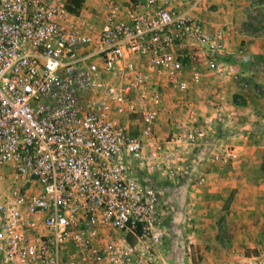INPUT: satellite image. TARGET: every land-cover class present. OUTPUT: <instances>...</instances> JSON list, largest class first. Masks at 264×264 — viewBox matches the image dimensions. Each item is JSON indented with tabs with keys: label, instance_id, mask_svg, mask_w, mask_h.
Returning <instances> with one entry per match:
<instances>
[{
	"label": "built area",
	"instance_id": "1",
	"mask_svg": "<svg viewBox=\"0 0 264 264\" xmlns=\"http://www.w3.org/2000/svg\"><path fill=\"white\" fill-rule=\"evenodd\" d=\"M174 1L0 0V264H165L174 208L156 183L222 119L160 137V82L185 93L189 63L196 87L200 54L238 77L216 58L225 32L199 18L208 0ZM208 147L211 163L239 155Z\"/></svg>",
	"mask_w": 264,
	"mask_h": 264
},
{
	"label": "crops",
	"instance_id": "2",
	"mask_svg": "<svg viewBox=\"0 0 264 264\" xmlns=\"http://www.w3.org/2000/svg\"><path fill=\"white\" fill-rule=\"evenodd\" d=\"M191 1L175 0L174 5L183 10ZM207 5L199 18L207 29H222L226 36L216 58L238 77L215 76L200 54L194 63L200 73L196 87L189 63L181 73L189 83L185 93L160 82L163 103L155 128L160 137L222 119L184 173L173 182L156 183L174 208L165 264H247L254 259L264 264V0H208ZM209 138L234 145L238 157L225 165L211 163L209 151L203 150ZM202 175L205 183L199 185Z\"/></svg>",
	"mask_w": 264,
	"mask_h": 264
},
{
	"label": "rangeland",
	"instance_id": "3",
	"mask_svg": "<svg viewBox=\"0 0 264 264\" xmlns=\"http://www.w3.org/2000/svg\"><path fill=\"white\" fill-rule=\"evenodd\" d=\"M103 1H105V0H83V2H82L80 7L90 8V9H95V10H98V11H102V9H103ZM180 213L177 214L179 217L182 216V215L180 216ZM168 241H170V240H167L164 243L165 254H168V251L171 249V247H170L171 246V244H170L171 242L169 243ZM169 244H170V246H169ZM255 256H257V255H255ZM247 264H259V261L257 259H254V260H250V262L247 261Z\"/></svg>",
	"mask_w": 264,
	"mask_h": 264
},
{
	"label": "trees",
	"instance_id": "4",
	"mask_svg": "<svg viewBox=\"0 0 264 264\" xmlns=\"http://www.w3.org/2000/svg\"><path fill=\"white\" fill-rule=\"evenodd\" d=\"M83 0H71V9L72 10H75V9H78L80 8L81 4H82ZM224 134H222L223 136ZM203 150H208L209 151V147L206 146L204 147ZM176 239V238H175Z\"/></svg>",
	"mask_w": 264,
	"mask_h": 264
}]
</instances>
